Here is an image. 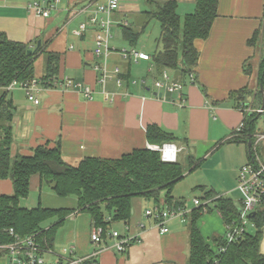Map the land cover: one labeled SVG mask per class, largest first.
<instances>
[{
    "label": "crops",
    "instance_id": "1",
    "mask_svg": "<svg viewBox=\"0 0 264 264\" xmlns=\"http://www.w3.org/2000/svg\"><path fill=\"white\" fill-rule=\"evenodd\" d=\"M36 1L53 2L0 0V31L12 41L28 44L32 50L40 41L39 46L44 51L59 54L58 79L69 78L81 87H49L39 82L38 105L27 100L23 89L15 87L10 90L7 99L14 106L12 153L30 155L38 145L55 146L58 143L63 160L69 164L75 165L85 157L115 159L133 149L147 147L150 143L146 139V127L153 124L177 138L173 143L180 148L177 153L179 160V153L189 147L212 142L215 146L238 128L243 112L228 95L249 85L252 79V74L245 73L244 69L255 56L256 46L249 45L247 41L254 31L260 30L258 20L263 17L264 0H218L217 16L208 37L194 43L199 56L191 72L193 81L167 70L171 79L183 82L184 102L181 106L175 103L176 94L153 85L166 69L159 71L152 61L125 59L119 52L128 46L122 38L121 26H131L143 33L152 21L145 25L144 12L167 0H120L119 8L112 14L109 43L113 50L106 57V65L110 70L114 66L120 68L122 83L119 86L114 78L102 85L98 82L99 71L94 69L104 59L93 53L98 24L89 20L95 15L100 16L96 14L95 6L105 0H58L48 17L29 9V4ZM174 1L180 16L195 9V0ZM81 23H86V28L76 34ZM159 31L160 28L158 35ZM33 73L38 80L45 74L43 53L35 59ZM124 74L127 80L123 78ZM81 88L91 90V99L83 95ZM229 144L245 150L240 155L242 160L232 170L233 178L237 179L235 170L241 167L243 159L249 160L250 155L245 144ZM220 146L212 147L204 156L212 154ZM35 188L43 194L44 206H77L76 198L57 196L38 175L30 179V190ZM12 191L11 179H0V194ZM159 196L158 203L143 197H136L143 201L139 199L135 203L134 198L129 222L110 224L107 232H110V227L118 231L116 227L120 226V234L137 236L138 240L132 242L126 251L118 252L112 248L114 239L108 235L102 243H93L89 214L74 209L56 230L52 252L44 258L48 263L62 264L67 260L85 258L99 250L95 257L97 264H188L190 214L184 221L178 218L168 221L169 231L162 234L153 221L143 215L145 209L153 206L173 207L163 201L162 192ZM183 206L187 208L185 203ZM56 221L54 218L43 227L46 229ZM139 223L144 225L142 230ZM196 224L208 244L213 245V236H225L226 227L214 209L200 212ZM263 240L264 229L259 246L262 254ZM5 262V254L0 255V264Z\"/></svg>",
    "mask_w": 264,
    "mask_h": 264
},
{
    "label": "trees",
    "instance_id": "2",
    "mask_svg": "<svg viewBox=\"0 0 264 264\" xmlns=\"http://www.w3.org/2000/svg\"><path fill=\"white\" fill-rule=\"evenodd\" d=\"M217 7L218 0H195L194 11L180 16L176 10L177 3L167 0L156 3L153 9L144 12L145 25L150 20L159 23L156 42L161 44V48L150 54L151 61L159 71H174L182 78L193 71L199 56L194 43L208 37L217 16ZM258 32L254 31L247 41L249 45L256 44ZM121 34L134 47L141 30L122 25ZM28 50H32L28 44L12 41L0 31V179H11L13 186L12 193L0 194V245L14 242L15 235L33 236L42 250H51L56 230L74 209L89 214L92 226L102 228V236L105 238L112 222H129L132 200L136 197L152 199L158 203L160 192L164 191L163 201L166 204L174 208L184 207L182 198L172 195L175 184L185 176L180 161L164 162L158 151L148 147L133 149L115 159L85 157L75 165L63 160L58 143L55 146L38 145L30 155L11 152L14 106L7 99L10 91L6 89L7 86L14 80L25 82L35 78L33 63L41 53L45 55V74L39 78V82L50 87L58 80L60 55L44 51L42 46L31 52ZM261 67L259 84L264 87V61ZM244 71L249 74V63L245 64ZM123 78L127 80V75L124 74ZM248 94V85L229 93V99L234 100L236 107L243 112V127L233 130L228 137L218 141L214 149L225 143L247 145L248 139L257 130L254 121L258 113L246 114L242 109L241 102L244 103ZM257 96L258 100L254 97L251 103L256 108L261 103L260 90ZM146 139L150 144H162L174 142L177 138L151 124L146 127ZM187 162L189 172H192L201 165L202 159L188 156ZM33 175H38L57 196L76 198L77 206L47 207L40 200L33 207L22 205L21 200L29 195ZM200 189L204 191V199H213L208 211L216 210L225 227L231 230L241 227L239 203L235 204L232 199L213 189ZM199 216L198 209L190 213L188 264H264V254L259 248L263 238L264 202L248 219L253 232H248L245 227L237 239L228 241L225 231V236L212 237L213 245L205 242L197 227ZM51 218L57 221L45 229L42 223ZM10 229L13 233H10ZM263 243L264 240L262 248ZM220 248L224 250L219 251ZM2 254H5L4 249H0ZM93 262L85 260L82 264Z\"/></svg>",
    "mask_w": 264,
    "mask_h": 264
},
{
    "label": "built area",
    "instance_id": "3",
    "mask_svg": "<svg viewBox=\"0 0 264 264\" xmlns=\"http://www.w3.org/2000/svg\"><path fill=\"white\" fill-rule=\"evenodd\" d=\"M58 2V0H53V2H33L29 4V9L35 14L41 15L42 17H48L50 10L53 8V4ZM120 0H105L95 6L96 14L90 18L91 23L98 24V29L96 30L94 37V48L93 53L96 56H103V63L101 65L96 64L94 66L95 70L99 71L98 82L102 85L108 79L114 78L116 84L119 86L122 83L121 70L118 66H114L111 70L107 68L106 57L113 50L110 46L109 40L111 37V27L113 25L112 14L119 8ZM86 28V23H81L78 29L75 31L76 34H80ZM123 58L133 60H145L151 61V57L148 53L139 51L135 48L130 50L122 49L119 51ZM188 79L193 81L192 73L187 74ZM39 80L33 78L25 82H18L16 80L12 81L8 86L7 90H12L15 87L23 89L28 101L34 105L40 103L37 96L39 91L37 85ZM55 85L63 87H78L80 84L74 82L69 78H62L55 81ZM153 85L157 89H163L166 92L174 93L177 95L175 103L182 105L184 102V92H183V82L181 80H173L170 78L167 70L162 71L160 79H155ZM264 90V89H263ZM83 95L91 99V90L88 88H81ZM264 92V91H263ZM161 97V94H160ZM259 115H263V126L261 129L254 132V140L251 141L249 148V160L243 164L237 173V190L241 194L239 201V212L241 218V227L231 230L226 226V238L228 241L235 240L237 237L245 230L248 224L249 217L255 213L257 207L264 202V104L261 107V103L258 108L255 109ZM243 127V122L241 121L237 129ZM147 147L152 150H156L160 154V158L164 162H174L177 160V153L180 148L173 142H164L162 144H148ZM212 198L205 199L202 203L199 199H193V209H198L199 212H207L210 205H212ZM193 209H187L186 207L174 208V207H160L153 206L145 209L143 215L153 221L155 227L159 229V232L167 233L169 228L167 227V222L171 219L178 218L180 221H184L186 217L191 213ZM139 229H143L144 225L139 223ZM127 228V227H126ZM10 233L12 229H10ZM106 235L114 239V243L111 245L118 252L126 251L127 247L137 241V236H130L128 234H120L118 231L112 230L107 232ZM14 242L10 244L0 245V249L5 250L6 262L5 264H51L46 261L44 254H50L52 251L42 250L38 244L34 241L33 236H18L15 235ZM90 239L95 244H100L103 242L102 228L92 227L90 233ZM220 248L219 251H223ZM99 250L93 251L85 258L72 259L63 262L62 264H82L85 260L94 261L92 264H97L95 257Z\"/></svg>",
    "mask_w": 264,
    "mask_h": 264
},
{
    "label": "rangeland",
    "instance_id": "4",
    "mask_svg": "<svg viewBox=\"0 0 264 264\" xmlns=\"http://www.w3.org/2000/svg\"><path fill=\"white\" fill-rule=\"evenodd\" d=\"M258 24H260V30L258 32L257 42L255 44L256 54L252 58V60L249 61V75L252 74V79L248 82L250 94L245 97L244 103L241 102L242 109L246 114L248 112L249 114L256 113V106H252L251 103L253 102L254 97L256 98V100H258L257 91L260 90L259 83L262 75L261 65L264 61V11L263 17L259 18L258 20ZM158 30V23L156 22V20H152L145 31L139 36L136 45L132 47L128 44V46H125L124 48L126 50H130L131 48H135L137 50L142 49L149 54L153 53L154 51L160 50L161 44L156 42ZM169 72L171 73L172 71ZM172 74L177 76V73L175 72H172ZM246 105H248L249 107H246ZM262 126L263 115L260 114L255 118L254 127L258 130L261 129ZM253 135L254 133L252 134L251 138H249L250 141L254 140ZM214 143L212 142L204 145L199 144L194 147H189L187 150L179 153V161L182 165L185 176L182 180L175 184L172 189V195L182 198L187 208H191L193 206L194 198L199 199L202 203L205 201V199L203 198L204 191H202L200 187H203L204 189H213L216 192L223 194L227 198L232 199L235 204H238L240 201L241 195L238 190H235L237 181L233 178L234 174L232 176V170H234V168L236 169V166L240 162V159L242 160V157L240 155L243 150L242 148H238L232 144L225 143L222 144L212 154L204 156L205 153L214 146ZM188 154H191L195 158L203 159L201 165L192 172H189V165L187 162ZM247 161L248 158L243 159L240 166L245 164ZM235 171L237 175L238 169ZM162 194H164V191L162 192ZM40 195L41 198H39ZM139 199L142 200L141 198H135L133 202L136 203L137 201H139ZM39 200L41 201V204H43V194H40L38 189L35 188L31 189L29 195L25 199H22L20 203L24 206L33 207L37 205ZM147 203L148 205L150 204L149 202ZM212 214L215 215L214 212H212ZM53 220L54 218L45 221L44 223H42V226L47 225V223ZM246 227L248 232H253V228L249 224H247ZM116 228L121 230L120 226H117ZM111 230L112 228L110 227L109 231ZM262 249H264V247ZM47 255L48 254L45 253L44 257H46Z\"/></svg>",
    "mask_w": 264,
    "mask_h": 264
},
{
    "label": "water",
    "instance_id": "5",
    "mask_svg": "<svg viewBox=\"0 0 264 264\" xmlns=\"http://www.w3.org/2000/svg\"><path fill=\"white\" fill-rule=\"evenodd\" d=\"M39 43H40V41H38L37 47L39 46ZM31 51L32 50H28V52H31ZM259 87H260V92H261V107H262L263 104H264V92H263L264 90H263L262 84H260ZM158 95H160V94H158ZM258 115H259V113H258ZM250 144H251V141H250V139H248L247 145H246V147H247L248 150L250 148ZM263 229H264V223H263Z\"/></svg>",
    "mask_w": 264,
    "mask_h": 264
}]
</instances>
